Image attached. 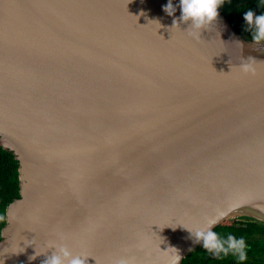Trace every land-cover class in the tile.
<instances>
[{"label":"water","instance_id":"95a60500","mask_svg":"<svg viewBox=\"0 0 264 264\" xmlns=\"http://www.w3.org/2000/svg\"><path fill=\"white\" fill-rule=\"evenodd\" d=\"M167 2L0 0V147L19 178L0 264H42L53 242L87 264L171 248L181 264L188 229L264 223V50L219 9L198 37Z\"/></svg>","mask_w":264,"mask_h":264},{"label":"clouds","instance_id":"9594fccd","mask_svg":"<svg viewBox=\"0 0 264 264\" xmlns=\"http://www.w3.org/2000/svg\"><path fill=\"white\" fill-rule=\"evenodd\" d=\"M225 0H178V7L180 9V23H187L189 29L200 37L201 29H209L212 27L218 18V9H220ZM264 4V0H261ZM177 6L173 5V0H168L167 4L163 7V11L168 16H173L177 11ZM243 20L245 21V31L251 34L252 44L264 50V12L256 14L252 9L244 12ZM154 22L161 27L159 21ZM179 26L176 19H173L172 27ZM244 47V42L236 40L233 42ZM255 59L249 57L247 61L242 62L239 66L240 71L245 74H255ZM215 220H208L204 227L198 228L195 232L190 231L191 236L194 238L195 244H200L205 250L213 256L221 257L229 254L234 255L239 261L243 262L247 259V245L245 240L237 238L229 234L226 238H222L217 232L212 230ZM187 229V228H186ZM49 249H52L50 255L42 261V264H87V258L90 256L83 254H73L67 246L62 244L50 243L47 249L43 252H36L29 259L33 260L37 255L45 254ZM173 249V254L169 260V264H179L181 255L177 249ZM121 264L125 262L121 261Z\"/></svg>","mask_w":264,"mask_h":264},{"label":"trees","instance_id":"16d2710c","mask_svg":"<svg viewBox=\"0 0 264 264\" xmlns=\"http://www.w3.org/2000/svg\"><path fill=\"white\" fill-rule=\"evenodd\" d=\"M252 9L256 14L264 12L261 0H225L219 11L244 40L251 41L245 31L244 12ZM19 198L18 161L11 152L0 147V240L5 225V211L9 203ZM213 231L222 238L229 234L243 238L247 245V259L239 261L234 255L216 257L198 244L182 260L181 264H264V223L248 217L225 220Z\"/></svg>","mask_w":264,"mask_h":264}]
</instances>
